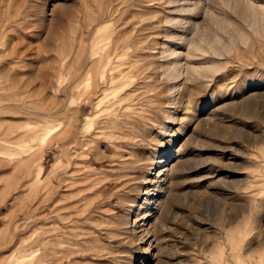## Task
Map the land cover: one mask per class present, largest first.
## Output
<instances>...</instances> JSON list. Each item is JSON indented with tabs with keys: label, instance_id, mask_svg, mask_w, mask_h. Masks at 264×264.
Segmentation results:
<instances>
[{
	"label": "rangeland",
	"instance_id": "rangeland-1",
	"mask_svg": "<svg viewBox=\"0 0 264 264\" xmlns=\"http://www.w3.org/2000/svg\"><path fill=\"white\" fill-rule=\"evenodd\" d=\"M0 264H264V0H0Z\"/></svg>",
	"mask_w": 264,
	"mask_h": 264
},
{
	"label": "bare ground",
	"instance_id": "bare-ground-1",
	"mask_svg": "<svg viewBox=\"0 0 264 264\" xmlns=\"http://www.w3.org/2000/svg\"><path fill=\"white\" fill-rule=\"evenodd\" d=\"M253 10V9H252ZM257 12H255V11H253V13H252V23H255L256 21H257ZM262 19H263V17H262ZM223 32H225V30L223 31ZM151 166H153L154 167V164H153V162H151V164H150ZM160 165V164H159ZM159 168H157V170H158ZM168 172V171H167ZM171 172V171H170ZM161 171H158V173H156V175H155V179H156V186H155V188L154 189H158V191L161 193V191L164 189V184H165V182L167 181V179H168V177H164L163 179H161L162 177V175H161ZM161 175V176H160ZM163 176H164V174H163ZM154 179V180H155ZM154 191H156V190H154ZM165 193V192H164ZM159 194V193H158ZM157 208V210L160 208H158V207H156ZM155 207H154V209H156ZM153 209V210H154ZM166 209V208H165ZM162 210V209H161ZM163 212L165 211L164 209L162 210ZM155 212H157V211H155ZM161 214H163V213H161ZM164 215H165V213H164ZM162 216V215H161ZM168 216V215H167ZM167 216H166V218H167ZM162 219H165V218H163V216H162ZM162 219H160V220H162ZM168 219V218H167ZM166 219V220H167ZM164 221V220H163ZM160 227H163V226H160ZM165 228H166V225L164 226ZM163 227V228H164Z\"/></svg>",
	"mask_w": 264,
	"mask_h": 264
}]
</instances>
